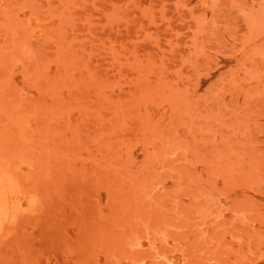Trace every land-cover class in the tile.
Returning <instances> with one entry per match:
<instances>
[{
    "label": "rangeland",
    "instance_id": "rangeland-1",
    "mask_svg": "<svg viewBox=\"0 0 264 264\" xmlns=\"http://www.w3.org/2000/svg\"><path fill=\"white\" fill-rule=\"evenodd\" d=\"M0 201V264H264V0H0Z\"/></svg>",
    "mask_w": 264,
    "mask_h": 264
},
{
    "label": "bare ground",
    "instance_id": "bare-ground-1",
    "mask_svg": "<svg viewBox=\"0 0 264 264\" xmlns=\"http://www.w3.org/2000/svg\"><path fill=\"white\" fill-rule=\"evenodd\" d=\"M6 198H7V196H6ZM1 199H2V197H1ZM3 200H5V199H3ZM3 200H2V202H3ZM2 203H1V201H0V210H2L1 208H2ZM0 212H2V211H0Z\"/></svg>",
    "mask_w": 264,
    "mask_h": 264
}]
</instances>
